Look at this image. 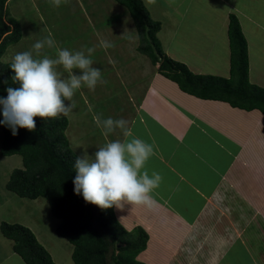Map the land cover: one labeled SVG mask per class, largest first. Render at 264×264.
Returning <instances> with one entry per match:
<instances>
[{"label": "crops", "instance_id": "1", "mask_svg": "<svg viewBox=\"0 0 264 264\" xmlns=\"http://www.w3.org/2000/svg\"><path fill=\"white\" fill-rule=\"evenodd\" d=\"M142 1L145 4L146 0ZM195 1L187 3L190 11ZM262 1L214 2L217 7L211 14L226 32L227 60L221 73L198 69L199 75L230 76L228 30L233 14L248 44L249 80L264 88V15L259 9ZM196 2L197 8H203L200 0ZM183 3L184 0L165 14L174 16ZM201 21L197 18V25H202ZM187 26L182 21L173 24L169 39L164 35L163 49L168 57L190 67L181 55L183 39H178ZM256 60L262 63L261 70ZM147 64H134L132 71L119 74L132 86L131 91H126L132 108L125 128L131 129L132 136L124 131L110 140L127 143L136 137L152 144L155 155L147 162L146 170L149 175L155 171L162 177L150 207L127 203L122 209L114 206L117 220L128 232L141 227L149 235L147 249L137 260L143 264H223L239 246L249 254L251 264H264V115L184 93L176 83L155 72L152 63ZM29 224L46 247L39 226ZM71 250L66 254L61 247L56 250L64 261H57L49 252L56 264H66ZM0 264L26 263L14 252L11 241V248H0Z\"/></svg>", "mask_w": 264, "mask_h": 264}, {"label": "rangeland", "instance_id": "2", "mask_svg": "<svg viewBox=\"0 0 264 264\" xmlns=\"http://www.w3.org/2000/svg\"><path fill=\"white\" fill-rule=\"evenodd\" d=\"M181 1L183 0L145 1V6L153 20L161 23L162 30L157 34V37L162 49L166 39V37L164 39V35L168 36V31L173 27V24L182 21L188 26L181 32L178 39H183L184 47H181V55L190 65L188 67L190 71L198 74L197 70L202 69L205 73L211 71L221 73L222 66L226 64L228 46L226 32L218 25H221L220 20L215 22L213 18L216 16L211 14L217 7L214 3L216 0H200L203 8H197L196 0L192 11L187 8V3L190 0H184V3L181 4L182 8L180 7L181 9L175 12L174 16L168 17L165 13L173 11ZM256 1L258 2V0ZM220 6L222 5L220 4ZM184 8H187L185 16ZM259 9L262 12L261 15H264L263 1L260 3ZM6 10L11 17L19 22L22 38L20 42L7 48L1 59L4 63H12L14 55L24 51H31L34 58L37 59L45 56L56 59V47L45 46L41 50H36L33 47L35 42L44 39L48 32L52 33L58 48H67L74 52L83 51L88 56L87 48L96 47V51L90 54V58L93 61L92 67L101 71L102 82L97 85L94 91L82 85L75 91L71 100L64 102L66 106L74 105L72 111L65 117L69 121L66 136L71 150L80 156L87 154L90 158L94 157L100 147L111 142V139L114 140L117 135L122 136L121 133L125 131V129L114 126L115 130L105 136L103 128L97 126L94 118L99 115L102 119L111 117L114 120L125 119L128 121V114L131 113L132 105L126 91H131L132 86L129 79L119 75L120 72L132 71L130 68L140 67L141 63L143 66L147 62L151 63L146 55L139 52L140 37L132 17L114 0H66V2L62 0L60 7H55L50 0H9ZM183 16L185 21L182 19ZM197 18L203 20L200 23L202 25H197ZM193 24L195 25L191 26ZM209 26H212L211 30H208ZM101 39L109 41L112 46L108 49L100 48L98 45ZM214 50L216 53L213 52ZM255 65L260 68L262 63L260 64L256 60ZM149 67L150 65L147 64V68ZM153 67L157 72V67ZM57 71L61 79L68 78V73L62 66L58 65ZM74 73L82 74L78 69L74 70ZM210 76L217 75L211 74ZM262 79L264 80V75H262ZM2 140L3 125H0V149ZM20 168H23L21 156L3 157L0 153V224L7 222L27 225V227H29V223L37 224L38 231L44 237L43 243L47 245L45 248L55 255L57 261L60 259L64 261V256L61 254L69 253L66 251H70L73 245L56 233L59 224L55 223L60 220L52 215L48 201L43 198L37 201L22 199L6 189L11 173ZM41 204L44 205V208L40 207ZM30 229L32 230V228ZM53 230L55 231L53 232ZM45 234L49 236L47 237ZM7 247L11 248V240L5 239L0 231V248L5 250ZM60 247L62 253L56 251ZM73 251L74 249L71 250V254ZM233 252L223 264H251L249 254L241 247L237 246ZM66 264H74L72 255Z\"/></svg>", "mask_w": 264, "mask_h": 264}, {"label": "trees", "instance_id": "3", "mask_svg": "<svg viewBox=\"0 0 264 264\" xmlns=\"http://www.w3.org/2000/svg\"><path fill=\"white\" fill-rule=\"evenodd\" d=\"M8 1L0 0V95L3 96L7 95V87L19 85L13 81L11 63L1 59L10 45L22 38L19 22L7 13ZM114 1L132 17L140 37L139 52L149 58L160 75L191 96L227 103L247 112L257 110L264 115V88L249 80L248 44L235 15L229 17L230 76L199 75L164 53L157 37L161 23L153 20L142 0ZM35 121L33 131L21 128L16 136L3 126L1 155H18L23 161V168L11 173L6 189L22 199L48 201L53 216L61 220L56 230L58 236L74 247V264H143L137 257L147 249V232L141 227L128 232L117 220L114 207L102 210L74 193L78 156L66 136L69 121L65 117H36ZM0 231L13 242L14 252L26 264H56L28 227L2 222Z\"/></svg>", "mask_w": 264, "mask_h": 264}, {"label": "clouds", "instance_id": "4", "mask_svg": "<svg viewBox=\"0 0 264 264\" xmlns=\"http://www.w3.org/2000/svg\"><path fill=\"white\" fill-rule=\"evenodd\" d=\"M50 2L60 7L62 0ZM45 46L56 47V59L47 56L37 59L31 51H24L16 53L10 65L15 74L13 81L19 86L7 87V95H0V115L3 117L0 125L10 128L13 136L18 135L21 128L33 131L36 117H67L74 105L66 106L64 101L71 100L82 85L94 91L103 80L101 71L92 67L90 54L96 51L95 46L87 48L88 56L83 51L58 48L51 32L33 45L36 50ZM98 46L108 49L112 45L101 39ZM58 65L68 73L67 79L60 78ZM76 69L82 74L76 75ZM94 119L97 126L103 128L105 136L115 130L114 126L125 129L128 123L125 119H102L99 115ZM125 135L132 136L131 129H125ZM154 155L152 144L134 137L127 143L109 142L100 147L94 157L87 154L77 157L74 193L102 210L114 206L122 208L125 203L150 207L153 193L162 182L158 172L149 175L146 170L147 162Z\"/></svg>", "mask_w": 264, "mask_h": 264}, {"label": "bare ground", "instance_id": "5", "mask_svg": "<svg viewBox=\"0 0 264 264\" xmlns=\"http://www.w3.org/2000/svg\"><path fill=\"white\" fill-rule=\"evenodd\" d=\"M205 34V33H204ZM209 35V34H208ZM207 43V42H206ZM216 43V42H215ZM214 44V43H213ZM205 47L207 48V46L205 45ZM211 47V46H210ZM209 49V48H208ZM213 49H214V47H213ZM217 49V48H216ZM213 52H215V50L213 51ZM216 53V52H215ZM212 57H214V56H212ZM15 251V250H14Z\"/></svg>", "mask_w": 264, "mask_h": 264}]
</instances>
